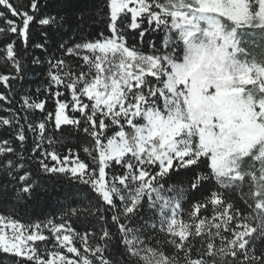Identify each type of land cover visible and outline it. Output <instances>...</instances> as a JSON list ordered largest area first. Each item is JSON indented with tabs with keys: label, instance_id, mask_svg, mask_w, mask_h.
I'll return each instance as SVG.
<instances>
[{
	"label": "snow or ice",
	"instance_id": "6c2138e0",
	"mask_svg": "<svg viewBox=\"0 0 264 264\" xmlns=\"http://www.w3.org/2000/svg\"><path fill=\"white\" fill-rule=\"evenodd\" d=\"M0 68V264H264V0H0Z\"/></svg>",
	"mask_w": 264,
	"mask_h": 264
},
{
	"label": "trees",
	"instance_id": "16d2710c",
	"mask_svg": "<svg viewBox=\"0 0 264 264\" xmlns=\"http://www.w3.org/2000/svg\"><path fill=\"white\" fill-rule=\"evenodd\" d=\"M75 2V0H73ZM67 38V37H65ZM37 55H41L39 51L36 53ZM4 69L0 68V71ZM39 71L40 69H35ZM34 86V85H33ZM2 114V113H0ZM80 143H86L85 141H80ZM77 145V141L75 139L69 144V147H73ZM4 209L0 208V212H3ZM15 214L17 218H19L24 223H32L37 220H43L49 215H58L57 205L55 201H49L44 204H29V203H21L15 207ZM78 230H81L78 228Z\"/></svg>",
	"mask_w": 264,
	"mask_h": 264
}]
</instances>
